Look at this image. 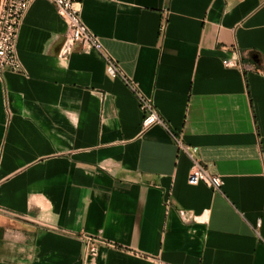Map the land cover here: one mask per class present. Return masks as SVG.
I'll return each mask as SVG.
<instances>
[{"label": "crops", "instance_id": "0c3cea01", "mask_svg": "<svg viewBox=\"0 0 264 264\" xmlns=\"http://www.w3.org/2000/svg\"><path fill=\"white\" fill-rule=\"evenodd\" d=\"M81 16L169 128H142L99 51L60 56L67 24L34 0L23 71L0 79V264H264V0H84ZM240 58L261 71L224 63ZM178 141L221 191L188 182Z\"/></svg>", "mask_w": 264, "mask_h": 264}, {"label": "built area", "instance_id": "2783aa9c", "mask_svg": "<svg viewBox=\"0 0 264 264\" xmlns=\"http://www.w3.org/2000/svg\"><path fill=\"white\" fill-rule=\"evenodd\" d=\"M34 0H0V79L7 71L21 72L23 64L18 55V40L21 26L26 13ZM67 24V33L63 45L60 49V56L68 58L73 52L77 43H81L84 49H94L99 51L106 61V72L112 78H121L128 87L136 94L140 108L143 112L142 128H149L159 124L169 128L166 120L160 115L152 100L145 96L138 88L136 83L129 78L122 70L120 64L103 50L101 40L84 23L81 12L84 0H49ZM225 65L236 66L245 71H261V68L253 62L225 60ZM180 147L190 155L193 160L188 182L196 185L201 182L215 191H221L224 180L223 176L214 173L208 165L203 164L195 157V147H190L178 141ZM169 204V202H167ZM169 207V205H168ZM7 211L5 209H1ZM88 238L86 252L96 254L98 245L93 238ZM158 264H170L159 260Z\"/></svg>", "mask_w": 264, "mask_h": 264}]
</instances>
